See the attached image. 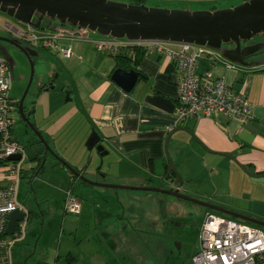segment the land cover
Wrapping results in <instances>:
<instances>
[{
    "label": "crops",
    "instance_id": "1",
    "mask_svg": "<svg viewBox=\"0 0 264 264\" xmlns=\"http://www.w3.org/2000/svg\"><path fill=\"white\" fill-rule=\"evenodd\" d=\"M214 7L219 8L209 9ZM259 37L243 45L259 43L264 36ZM36 48L54 61L57 75L50 78L48 61L36 62L26 112L33 111L32 121L59 157L94 181L170 189L176 186L174 177L166 176L169 155L183 179L182 192L264 220V63L244 66L224 57L211 68L215 77H223L251 100L254 117L249 124L255 129L225 115L178 125L175 69L165 56L145 53L134 65L140 77L128 92L112 79L118 68L116 57L91 41L75 40L70 57L60 49ZM260 51L258 59L247 61L264 62V48ZM209 68L201 60L198 72ZM13 71L16 79L15 65ZM31 76L17 70L19 82L10 89L12 98L20 101ZM12 116L13 135L26 148L24 162L18 161V200L28 211V221L41 220L42 227L40 233L28 230L12 247H0V264H8L19 242L17 249L29 253L35 238L37 247L46 241L48 222L61 233L58 255L67 264H136L137 259L139 264L191 263L199 249L201 229L196 237L189 233L182 201L158 195L161 192L94 186L74 178L69 167L48 152L41 137L22 121L18 107ZM94 131L101 138L102 151L87 145ZM6 160L0 147V189L12 183ZM70 189L81 200L80 213L65 211ZM172 209L179 212L168 218L167 210ZM57 215V220L64 216L62 224L54 223Z\"/></svg>",
    "mask_w": 264,
    "mask_h": 264
},
{
    "label": "built area",
    "instance_id": "2",
    "mask_svg": "<svg viewBox=\"0 0 264 264\" xmlns=\"http://www.w3.org/2000/svg\"><path fill=\"white\" fill-rule=\"evenodd\" d=\"M27 25V28H19L10 24L13 29H7L8 27L6 29L18 39L34 46H43L51 50L60 49L68 57L73 54L72 43L75 40L91 41L98 49L111 53L143 49L146 54L156 52L165 56L175 69L178 86L175 120L178 125L190 119L215 115L239 119L243 125H248L254 117V105L248 96L235 90L223 77L213 75L211 68L225 59L215 48L186 42L175 44L101 34L93 36L89 28L69 25H58L50 28L51 30ZM63 42L67 44L63 45ZM201 60H206L210 64V68L204 73L198 72ZM12 80L9 62L5 58H0V147L5 158L15 154L23 156L26 153L25 145L13 135L15 119L12 112L18 107L19 100L10 96ZM8 170L12 183L9 187L0 189V247H12L22 239L28 222L26 215L14 234L6 233L11 212L21 209L28 214L18 200L20 162H9ZM65 211L74 214L81 211V200L72 189L67 192ZM190 264H264V227L209 210L201 228L199 249Z\"/></svg>",
    "mask_w": 264,
    "mask_h": 264
},
{
    "label": "water",
    "instance_id": "3",
    "mask_svg": "<svg viewBox=\"0 0 264 264\" xmlns=\"http://www.w3.org/2000/svg\"><path fill=\"white\" fill-rule=\"evenodd\" d=\"M0 11L36 28L50 27L52 22L57 20L61 25L89 28L104 36L126 37L133 40H160L175 44L186 42L209 46L219 50L225 58L244 66L264 63H252L246 59V56L257 53L264 48V37L259 43L243 46V43L252 40L256 36H264V0H245L238 5L227 8L198 10L149 6L145 3L137 4L118 0H0ZM0 40L10 42L20 48L31 61L32 76L18 106L23 122L41 137L48 152L67 165L74 175L94 186L167 193L204 205L210 210L264 227L263 219L182 192L183 179L169 155V170L166 176L175 175V188L124 186L98 182L88 178L83 171L76 169L54 152L32 121L33 111L26 112L25 101L35 70L33 58L38 55V52L30 46H25L23 41L16 37L11 38L0 35ZM230 44L235 45V47H229ZM0 49L5 54L4 57L9 62L14 76L15 60L2 44H0ZM139 77V70H127L123 67H118L112 75V79L128 92L134 88ZM248 127L255 129L252 124H249ZM100 140V136L94 131L87 141L89 149L97 148L102 151L104 146L100 144ZM224 154L233 157L229 153ZM8 159L19 161L22 159V155L15 154L8 157ZM239 165L246 170L245 165L240 163ZM26 215V212L21 209L11 212L6 233L9 235L14 234Z\"/></svg>",
    "mask_w": 264,
    "mask_h": 264
},
{
    "label": "rangeland",
    "instance_id": "4",
    "mask_svg": "<svg viewBox=\"0 0 264 264\" xmlns=\"http://www.w3.org/2000/svg\"><path fill=\"white\" fill-rule=\"evenodd\" d=\"M118 1H125L126 2L127 0H118ZM244 1L245 0H220V1H217V0H201V1H193V0H146V2H147L146 4L149 6H162V7H167V8H191L193 10H198V9H209V8L213 7L214 5L219 6V8H227V7L231 6L232 4L238 5ZM10 24H13L19 28H27L28 27L27 24L22 23V22L16 20L15 18L9 16L8 14L0 11V29L4 33V34H2L3 36H7L8 32H10V30L13 29V28H11ZM54 25L56 27V25H58V24L54 23ZM9 26H10V28H9ZM6 28L10 29V30H7ZM51 28H53V27H51ZM48 29L51 30L50 28H48ZM91 32H92L93 36H96L97 34H99L98 32H95V31H91ZM259 39H260V37L256 36V38H253V42H255L256 40H259ZM0 44H2L9 51V53L11 54L13 59L15 60V74H16L15 78L16 79L12 80V84H13V88L11 85V91H12V90H14L15 84L19 82L18 81L19 77H17V70L18 69L25 70V72L27 74L31 75V73H32L31 61L29 60L27 55L20 48L15 46L14 44L7 42V41H1V40H0ZM27 44L32 49H35V50L40 52L39 55L35 56L36 59L34 58V61H35L34 67L37 68L36 62L39 63L42 61V59L45 61H48L49 69H50V76H51L50 78L54 79L57 75V72L54 74V69L56 67L54 64V61H52L49 58V56L47 55L46 52H44V50H40V48L39 49L36 48V46H34L31 43H27ZM174 46L177 47V45H174ZM4 55L5 54L0 49V56H4ZM2 58H4V57H2ZM40 58H42V59L40 60ZM36 74H37V71L35 72V76H36ZM35 76H34L33 83L35 81ZM33 83H32V85H33ZM16 91L19 92V88H16ZM23 94H24V91H23ZM23 94H22V96H23ZM22 96H21V98H22ZM24 159L25 158H23L21 162H24ZM144 192L145 193H152V192L158 193L157 191H152V192L151 191H144ZM184 193H186V192H184ZM186 194L191 195L193 197H196V196L189 194V193H186ZM158 195H162V197L177 199L179 201H182L180 203L185 206V209L182 210L183 219L188 220V227H189V231H190L189 233H192V235L194 237H196L197 236V230H198V228H200V229L202 228L203 222L206 219V214H207L209 208L205 207L204 205L195 203V202H191L188 200L177 198L174 195H170V194L168 195L167 193L166 194H163V193L160 194L159 193ZM196 198L212 202L208 198H206V199H203L200 197H196ZM161 202L166 203V200H163ZM64 208H65V204H64ZM178 212L179 211H177V210L174 211L173 209L167 210V217L171 218V217L175 216ZM27 213H28V211H27ZM61 214H62V212H61ZM58 216L59 215H57L55 218H53L54 223L62 224L64 216L61 215V217L57 220ZM33 224H34V226L32 227ZM49 225H50V222H48V224L46 225V228H48L47 230H45V238L47 239L46 241H44V239H43L40 243L41 245H38V247H37V246H35L36 240H37L35 238V242H34V244H32V249L29 253H25V252L17 249V247L20 246L22 243V242H19V244L15 247V249L13 248V251L8 256V264H67L66 260H64L62 256L60 258L58 255L59 254L58 252L60 251V244H58L57 238L60 236L61 233H59L57 229L52 228V226L49 227ZM41 227H42L41 226V220H38V219L29 220L27 222L25 234L31 228L32 229L35 228L36 233H40ZM60 227L61 226L58 225V228H60ZM183 230H185V229H183ZM200 232H201V230H200ZM46 235H48V236H46ZM199 246H200V242H199ZM176 252H178V251L176 250ZM41 258H43V259H41ZM135 263L139 264V259H137V261H135ZM168 264H172V262H168Z\"/></svg>",
    "mask_w": 264,
    "mask_h": 264
},
{
    "label": "trees",
    "instance_id": "5",
    "mask_svg": "<svg viewBox=\"0 0 264 264\" xmlns=\"http://www.w3.org/2000/svg\"><path fill=\"white\" fill-rule=\"evenodd\" d=\"M128 2L137 3V4H143V3L146 4L147 3L146 0H128ZM213 9H216V7H214ZM54 23L61 25L57 20H55L54 22H52L50 27H47V28L54 27L53 26ZM43 26H44V22H43ZM0 34H2L1 29H0ZM10 35H11V33L8 32V36H10ZM112 54L116 57L118 67H124L127 70L128 69L130 70V69L136 68V66H134V65H136L138 62H140L142 56L145 55V51L143 49H130V50H125L123 52L112 53ZM6 159H7L6 162L14 161V160H9L8 158H6ZM170 176L174 177V179H175L174 174L170 175ZM73 177L76 178V175H73Z\"/></svg>",
    "mask_w": 264,
    "mask_h": 264
},
{
    "label": "flooded vegetation",
    "instance_id": "6",
    "mask_svg": "<svg viewBox=\"0 0 264 264\" xmlns=\"http://www.w3.org/2000/svg\"><path fill=\"white\" fill-rule=\"evenodd\" d=\"M40 29H48L47 27L46 28H40ZM0 35H2V34H0ZM7 37H11V38H15V36L13 35V34H11L10 36H8L7 35ZM21 40V39H20ZM23 41V44L25 45V46H28V42H26V41H24V40H22ZM25 42V43H24ZM243 46H245V45H243ZM260 54H262L261 53V51L259 50L257 53H254V54H252V55H250V56H247V60H249V61H252L253 59H258V57H260L259 55ZM257 57V58H256Z\"/></svg>",
    "mask_w": 264,
    "mask_h": 264
},
{
    "label": "bare ground",
    "instance_id": "7",
    "mask_svg": "<svg viewBox=\"0 0 264 264\" xmlns=\"http://www.w3.org/2000/svg\"><path fill=\"white\" fill-rule=\"evenodd\" d=\"M256 38V37H255ZM22 158H23V156H22ZM22 160V159H21ZM14 161H16V160H14ZM20 161V160H19Z\"/></svg>",
    "mask_w": 264,
    "mask_h": 264
}]
</instances>
